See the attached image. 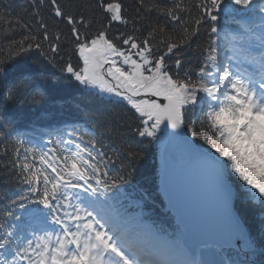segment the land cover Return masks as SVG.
<instances>
[{"label": "snow or ice", "instance_id": "1", "mask_svg": "<svg viewBox=\"0 0 264 264\" xmlns=\"http://www.w3.org/2000/svg\"><path fill=\"white\" fill-rule=\"evenodd\" d=\"M49 66L123 111L102 113L103 132L73 126L33 142L9 112L44 101ZM0 109V182L15 189L0 194V264H204L121 197L159 146L173 207L178 149L226 208L234 188L264 208V0H26L0 10ZM259 255L264 264V241Z\"/></svg>", "mask_w": 264, "mask_h": 264}, {"label": "trees", "instance_id": "2", "mask_svg": "<svg viewBox=\"0 0 264 264\" xmlns=\"http://www.w3.org/2000/svg\"><path fill=\"white\" fill-rule=\"evenodd\" d=\"M11 5L13 4L6 7L7 10L16 13L17 11ZM45 81L51 93L55 95L56 110H54L55 108L50 110L49 119L51 123H58L63 120L73 123L78 122L82 126L81 131L85 130V127L91 128L95 124L97 125L96 131L100 133L104 131L103 128L99 127V123L103 119L102 113L123 111V107L120 105L103 101L102 96L98 98L92 96L91 93L82 92L79 85L77 86L74 81L64 79L58 69L51 66L46 69ZM29 105L31 104L25 106ZM60 116H63V118L58 120ZM128 135L130 136V133ZM105 143H109V141L105 140ZM159 153V146H156L155 149H148L143 160L137 164L131 182L124 186L126 196L121 197L132 205V200L134 198L139 199V195L144 193L146 198L142 201V211H139L136 206L131 208L126 203L125 205L131 211L142 213L145 218H150L151 214L157 213L161 206V200L155 191L156 187L157 190L159 188V173L161 170ZM9 188L12 187L4 185L5 191L9 192ZM236 195L239 199L237 211L247 227L249 239L255 242L256 252L253 257L260 260L259 248L261 242L264 241V208L258 202L251 201L247 195L241 196L238 192H236Z\"/></svg>", "mask_w": 264, "mask_h": 264}, {"label": "water", "instance_id": "3", "mask_svg": "<svg viewBox=\"0 0 264 264\" xmlns=\"http://www.w3.org/2000/svg\"><path fill=\"white\" fill-rule=\"evenodd\" d=\"M169 168L173 190L180 187L182 195L175 207L169 202L170 196L174 201L176 200L174 192L166 198L169 206L178 213L179 220L186 229L185 243L192 249L205 244L242 243L245 234L233 211V199L227 208L216 200L206 190L201 179L189 171L187 157L178 149L173 150Z\"/></svg>", "mask_w": 264, "mask_h": 264}]
</instances>
